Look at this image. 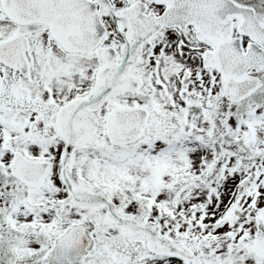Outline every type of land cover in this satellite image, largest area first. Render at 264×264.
Masks as SVG:
<instances>
[{"label": "snow or ice", "instance_id": "snow-or-ice-1", "mask_svg": "<svg viewBox=\"0 0 264 264\" xmlns=\"http://www.w3.org/2000/svg\"><path fill=\"white\" fill-rule=\"evenodd\" d=\"M0 264H264V0H0Z\"/></svg>", "mask_w": 264, "mask_h": 264}]
</instances>
